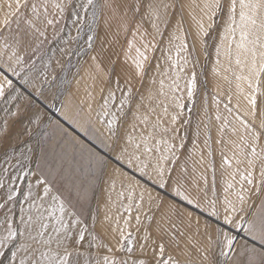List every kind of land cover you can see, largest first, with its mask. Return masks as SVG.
Returning <instances> with one entry per match:
<instances>
[{
  "label": "snow or ice",
  "instance_id": "6c2138e0",
  "mask_svg": "<svg viewBox=\"0 0 264 264\" xmlns=\"http://www.w3.org/2000/svg\"><path fill=\"white\" fill-rule=\"evenodd\" d=\"M0 264H264V0H0Z\"/></svg>",
  "mask_w": 264,
  "mask_h": 264
},
{
  "label": "rangeland",
  "instance_id": "374dc122",
  "mask_svg": "<svg viewBox=\"0 0 264 264\" xmlns=\"http://www.w3.org/2000/svg\"><path fill=\"white\" fill-rule=\"evenodd\" d=\"M211 90V85H209V91Z\"/></svg>",
  "mask_w": 264,
  "mask_h": 264
}]
</instances>
